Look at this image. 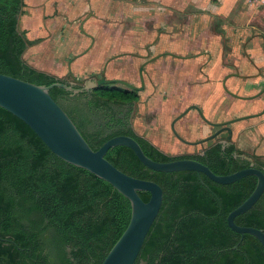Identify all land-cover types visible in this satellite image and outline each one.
<instances>
[{"label":"trees","instance_id":"trees-1","mask_svg":"<svg viewBox=\"0 0 264 264\" xmlns=\"http://www.w3.org/2000/svg\"><path fill=\"white\" fill-rule=\"evenodd\" d=\"M24 7V0H0V73L37 85L65 82L24 60L33 47L19 27ZM50 94L95 151L109 139L127 135L157 162L193 159L217 175L250 167L236 144L223 149L220 136L207 144L206 155L171 157L127 123L119 128L108 119L106 125L95 123V104L110 109L111 102L136 99L125 88L99 86L92 90V100L83 94L71 98V92L56 87ZM106 159L164 191L160 213L136 264H264L260 241L249 234L242 238L227 222L254 192L256 177L221 185L192 171L154 172L126 147L109 150ZM259 161L257 167L264 171V160ZM139 194L145 202L150 200L149 193ZM131 216L130 201L111 184L58 158L31 128L0 108V264H102ZM235 222L264 231V195Z\"/></svg>","mask_w":264,"mask_h":264},{"label":"rangeland","instance_id":"rangeland-1","mask_svg":"<svg viewBox=\"0 0 264 264\" xmlns=\"http://www.w3.org/2000/svg\"><path fill=\"white\" fill-rule=\"evenodd\" d=\"M24 1L19 27L33 42L24 60L65 82H74L73 76L99 80L105 69L106 79L135 82L146 59L165 51L190 58L162 56L152 64V84L136 105L135 131L165 154L192 153L170 126L193 105L213 123L247 118L229 125L232 131L262 121L257 115L264 111V0H230L228 5L207 0L201 7L193 0ZM179 122L195 131L186 139L175 126L192 142L218 130L196 110ZM254 147L249 146L251 153Z\"/></svg>","mask_w":264,"mask_h":264},{"label":"water","instance_id":"water-1","mask_svg":"<svg viewBox=\"0 0 264 264\" xmlns=\"http://www.w3.org/2000/svg\"><path fill=\"white\" fill-rule=\"evenodd\" d=\"M73 61L69 64L71 76H73L71 70ZM73 78L75 80L74 82H56L47 86L37 85L0 73V108L12 114L31 128L58 158L108 182L130 201L132 205L130 223L102 264H136L145 240L160 213L164 199V191L159 184L154 181L132 177L106 159L108 151L116 147L129 148L147 169L154 172L177 173L192 171L204 174L213 182L221 185L233 184L249 176L256 177L258 183L254 192L243 204L229 214L227 222L228 226L234 232L240 234L242 238L245 234L252 235L264 247L263 230L239 226L235 222L237 217L248 212L264 195V171L256 167L254 156L246 153L240 155L243 159L251 163L249 168L230 175H217L209 166L193 159L157 162L145 154L136 139L127 135L113 137L105 142L99 150L95 151L84 138L69 114L51 96L50 91L56 87L71 92V96H74L76 94L90 92L99 86L109 85L113 82H120L127 86L129 84L122 80L106 79L104 74L99 80L80 81L83 83V86L77 88L75 85L78 80L74 76ZM260 94H264V89ZM232 95L234 97H240L233 93ZM192 108L198 112L205 123L211 127L219 128V130L207 138L195 142H187L177 133L173 126V132L179 140L190 145L206 143L227 130L229 132L227 139L220 141L223 149H225L233 144V131L229 125L247 119L243 117L224 123H213L206 118L199 107L193 106L177 117L175 122L184 117ZM263 114L264 111L257 116ZM141 192L150 194L151 197L148 202L142 199L139 194ZM238 246L239 244L235 246V249Z\"/></svg>","mask_w":264,"mask_h":264},{"label":"flooded vegetation","instance_id":"flooded-vegetation-1","mask_svg":"<svg viewBox=\"0 0 264 264\" xmlns=\"http://www.w3.org/2000/svg\"><path fill=\"white\" fill-rule=\"evenodd\" d=\"M146 48H147V52L149 54V52H150L149 51L150 45H148ZM162 56L171 57L173 59H183V60L190 59V58H187V57L178 56V55H176L173 52H166L165 51V52L160 53L159 55H157V56H155L153 58L146 59L145 62L142 63V65L138 69L137 79H136L135 82H131V81L128 82V81H125V80H122V79H119V78L111 79V80H122V81L127 82L129 84V86H127V85H125L123 83H120V82H113V83H111L109 85L112 86L114 89H118V88H121L122 87V88L127 89L130 92H134L135 94H132V97L135 96L136 99L135 100L128 101V102H125V103H123V102H117V101L111 102V104H109V108L110 109H108V106L105 105L104 103L99 102V103L95 104V110L93 112V114H94V116H93L94 122L95 123H100V124L106 125V122H107V119H108V121H110V125L112 127L119 128L122 124L127 123L129 127H131L132 129H134L133 118H134V116L136 114V105L140 102L141 93H144L145 92L146 87H147V83L148 84H152V81H153V78H152V76L150 74V71H149V67L152 64H154L155 62H157L160 58H162ZM105 71H106V69L104 70V73L102 74V77L104 76ZM226 82H227V79L224 80L223 85H226ZM82 86H83V83H81L80 80H78L76 82L75 87L81 88ZM226 91L229 94L232 95V92H230L229 90H226ZM91 92L92 91L87 92V93H80V94H83L84 96H87L88 97V100H92V98H91ZM74 96H71L70 95L71 98H73ZM236 98H242V97H236ZM85 100L87 101V99H85ZM86 101L85 102L83 101V103H86ZM81 106H84V105L81 104ZM193 106H191V107H193ZM192 110H195V109L192 108ZM184 117H182L181 119H183ZM175 120L172 122V124L170 126V130H171V132L173 133L174 136H176V135L173 132V126L175 127L176 124L180 121V120H178L177 122H175ZM148 121L150 122V120H148ZM218 130H219V128H218ZM218 130H216L215 132H217ZM134 131H135V129H134ZM214 133H212V134H214ZM222 133H228V135H229V132L227 130L226 131H223ZM222 133H220L216 138H218ZM136 134H138V133L136 132ZM140 136H142V135H140ZM142 137H144L145 139H148L145 136H142ZM176 138L179 140V138L177 136H176ZM216 138H214V139H216ZM184 140L187 141V142H192V141H189V140H186V139H184ZM223 140L224 139L219 140V141H223ZM179 141H181V140H179ZM210 141H212V140H210ZM210 141L206 142V144H208ZM182 143L185 144V146H188V147L192 148V153H190V154H205V152H206V148L202 149V147H201V145H203L205 143H203L201 145H190L189 143H185V142H182ZM248 155H250V154H248ZM251 156H254V160H255L256 167L259 165V162H260L259 159H263L264 160V157H262V156H256V155H251Z\"/></svg>","mask_w":264,"mask_h":264},{"label":"crops","instance_id":"crops-1","mask_svg":"<svg viewBox=\"0 0 264 264\" xmlns=\"http://www.w3.org/2000/svg\"><path fill=\"white\" fill-rule=\"evenodd\" d=\"M230 0H224L228 5ZM197 7H201L207 3V0H193ZM262 121L256 126H236L233 129V139L238 149L246 154L262 156L264 157V114L261 115ZM177 127L181 133V136L187 139V136L194 135L193 130L190 131L185 125L178 122ZM185 145V144H184ZM255 146L253 151L249 150V146Z\"/></svg>","mask_w":264,"mask_h":264}]
</instances>
